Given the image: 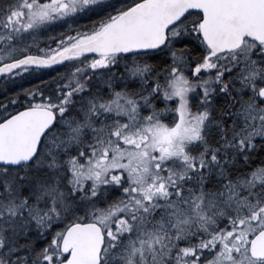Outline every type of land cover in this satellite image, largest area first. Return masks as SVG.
<instances>
[{"label":"snow or ice","instance_id":"snow-or-ice-1","mask_svg":"<svg viewBox=\"0 0 264 264\" xmlns=\"http://www.w3.org/2000/svg\"><path fill=\"white\" fill-rule=\"evenodd\" d=\"M0 264H264V0H0Z\"/></svg>","mask_w":264,"mask_h":264}]
</instances>
